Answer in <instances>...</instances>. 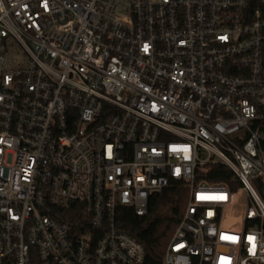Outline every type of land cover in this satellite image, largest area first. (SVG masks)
I'll use <instances>...</instances> for the list:
<instances>
[{"label": "built area", "instance_id": "obj_1", "mask_svg": "<svg viewBox=\"0 0 264 264\" xmlns=\"http://www.w3.org/2000/svg\"><path fill=\"white\" fill-rule=\"evenodd\" d=\"M263 125L264 0H0V264H145L174 181L162 264H264Z\"/></svg>", "mask_w": 264, "mask_h": 264}, {"label": "trees", "instance_id": "obj_2", "mask_svg": "<svg viewBox=\"0 0 264 264\" xmlns=\"http://www.w3.org/2000/svg\"><path fill=\"white\" fill-rule=\"evenodd\" d=\"M262 130L264 133V125ZM211 166L208 180L232 184L236 182L233 173L225 166ZM188 197L189 192L183 183L174 181L168 188L150 197L148 214L145 216H137L130 208H118L119 229L144 246L145 264H162L170 239L185 212Z\"/></svg>", "mask_w": 264, "mask_h": 264}]
</instances>
